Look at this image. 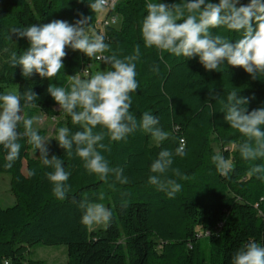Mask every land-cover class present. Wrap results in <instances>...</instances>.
<instances>
[{"label":"trees","instance_id":"obj_1","mask_svg":"<svg viewBox=\"0 0 264 264\" xmlns=\"http://www.w3.org/2000/svg\"><path fill=\"white\" fill-rule=\"evenodd\" d=\"M92 2L0 0V94L11 84L17 85L18 94L31 88L39 98L36 107H25L24 113L28 117L41 114L45 119L60 117L63 122L59 125L69 128L70 133L83 129L59 110L47 91L49 85L69 89L70 76L81 74L85 78V69H89L90 76L94 63H103L105 71L112 70L111 66L66 47L64 67L56 77L34 74L25 78L20 66L10 65V52L4 49L19 56L30 47L27 38L12 35L9 39L12 28L56 19L72 24L81 16H90L88 27L99 34L95 27L99 13L90 9ZM149 2L180 0H120L113 12L119 15L121 25L106 27L104 42L110 48L105 54L123 58L140 46L136 62L138 89L130 93V112L138 121L146 111L158 116L156 127L168 132L169 137L159 145H151V135L138 128L119 142L105 138L103 143L111 151L100 150L101 154L110 167L123 168L129 179L126 184L116 181L114 175L107 183L100 180L84 168L74 150L69 155L59 147L56 136L50 138L48 158L56 155L71 173L67 181L71 190L64 200L52 194L53 185L47 178L52 169L43 165L39 150L28 144L27 138L19 141L20 155L11 169L4 167L5 151L0 146V173L11 175L15 196L11 206L3 207L0 201V264H43L29 257L37 244L66 245L67 264H231L234 253L248 242L264 246V174L249 175L252 167L264 165V157L255 161L241 158L236 145L246 138L230 128L223 105L211 98L226 101L227 93L237 88L240 96L250 98L249 111L264 107V77L253 80L242 68H233L226 62L219 71H208L198 57H176L145 47L141 29ZM249 2L240 0L244 5ZM212 31L229 36L233 42L240 38V33L223 28ZM153 66H158L159 71L154 72ZM261 128L264 130V126ZM36 129L47 137L44 129ZM93 131L106 130L98 125ZM181 139L184 156L176 155ZM161 150L172 152V167L187 176L183 180L172 176L182 185L174 198L148 183L153 175L150 166ZM217 152L233 160V171L227 176L221 175L211 160ZM32 171L35 175L30 176ZM82 201L108 208L112 214L108 225L91 229L82 224Z\"/></svg>","mask_w":264,"mask_h":264},{"label":"clouds","instance_id":"obj_2","mask_svg":"<svg viewBox=\"0 0 264 264\" xmlns=\"http://www.w3.org/2000/svg\"><path fill=\"white\" fill-rule=\"evenodd\" d=\"M107 5L108 0H94L89 7L92 12L99 13ZM146 10L141 29L145 47H154L161 53H170L176 57H198L208 71H219L226 62L233 68H242L253 80L264 77V0H250L246 5L240 4V0H219V3L210 0L149 2ZM90 19V16H81L72 24L56 19L46 24L14 27L9 39L12 35L17 39L27 38L30 47L19 56L8 48L4 51L10 52V65L20 66L25 78L34 74L48 79L56 77L64 67L66 47L78 50L89 58L103 60L111 66L112 70L97 71L90 76L85 70V78L81 74L70 76L69 89L49 85L47 91L59 105V110L69 115L74 125H80L83 129L70 133L69 128L60 127L55 138L59 147L68 151L69 155L74 150L75 155L83 161L84 168L105 183L110 175H114L116 181L126 184L129 179L123 174V168L110 167L108 160L101 154L100 150L111 151L110 146L103 143L105 138L110 142H119L139 128L149 133L159 145L169 137V133L156 127L158 116L146 111L138 121L130 112V93L138 89L136 62L140 58V46L137 45L133 54L123 58L114 53L103 55L109 51L110 46L104 42L103 35L91 32L88 27ZM220 28L229 33H240V38L233 42L229 36L212 31ZM152 70L158 72V66H153ZM239 92L237 88L228 92L226 101L217 96L211 98L223 105L226 110L224 119L230 128L246 138L236 145L241 158L244 161H255L264 157V130L261 128L264 126V107L249 111L247 106L250 98L240 96ZM38 98V94L31 88L20 94H0V146L5 151L4 167L12 168L20 155L19 141L27 138V143L39 150L43 165L52 169L47 173L53 185L52 194L64 200L71 190L67 183L71 173L65 170L62 159L56 155L48 158L49 140L42 137L33 126L41 118L28 117L24 113L25 107H36ZM98 125L106 131L94 132ZM176 155H185L183 142L176 149ZM211 160L221 175L227 176L233 171L231 158H225L217 152ZM172 165V152L161 150L150 166L153 175L148 178L149 184L165 192L169 198H174L182 188L172 176L187 179L179 168ZM253 174H264V165L252 167L249 175ZM29 175H35V172ZM100 199H103V194ZM79 206L84 209L81 223L85 226L108 225L112 214L103 204L82 201ZM231 264H264V246L255 241L248 242L234 253Z\"/></svg>","mask_w":264,"mask_h":264},{"label":"rangeland","instance_id":"obj_3","mask_svg":"<svg viewBox=\"0 0 264 264\" xmlns=\"http://www.w3.org/2000/svg\"><path fill=\"white\" fill-rule=\"evenodd\" d=\"M104 11L99 12L98 16H103ZM119 25V24H118ZM116 25V27H119ZM97 71H105V65L103 63H94L92 64V74ZM7 92H17V85L11 84L4 88L2 94ZM41 118L39 123L34 124L35 128L44 129L47 132L46 139H50L57 135V131L60 127L59 124H62V118L56 119H45L41 114H38ZM156 142L151 139V145H155ZM25 171V163L24 168ZM11 175L9 173H0V201L3 207L11 206L15 203V196L11 190ZM103 225H94L91 229H99L102 228ZM31 259L42 260L43 264H67L68 260V252L66 245H42L37 244L34 245L31 249V253L29 255Z\"/></svg>","mask_w":264,"mask_h":264},{"label":"built area","instance_id":"obj_4","mask_svg":"<svg viewBox=\"0 0 264 264\" xmlns=\"http://www.w3.org/2000/svg\"><path fill=\"white\" fill-rule=\"evenodd\" d=\"M120 0H108V5L104 9L103 16H99L96 22V29L99 30V34L105 35V29L108 26H116L120 22V17L118 14L113 12L115 6ZM103 55H106L105 53ZM96 61L100 62L103 60H98L95 58ZM89 73V69H85ZM84 70V71H85ZM83 71V72H84ZM181 142L184 144V139H181Z\"/></svg>","mask_w":264,"mask_h":264}]
</instances>
